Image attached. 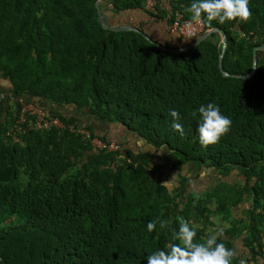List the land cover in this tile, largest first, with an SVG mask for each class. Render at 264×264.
Returning <instances> with one entry per match:
<instances>
[{
    "label": "trees",
    "instance_id": "obj_1",
    "mask_svg": "<svg viewBox=\"0 0 264 264\" xmlns=\"http://www.w3.org/2000/svg\"><path fill=\"white\" fill-rule=\"evenodd\" d=\"M96 2L0 0V77L10 80L13 95L46 103L52 115L91 132L9 136L18 115L0 102V264H147L148 254L180 243L173 233L181 218L199 225L195 242L223 229L218 242L236 253L230 264H264V49L253 76L224 75L220 33L189 50L162 49L140 32L106 29ZM104 2L118 13L144 8L147 0ZM169 2L170 25L177 12L191 18L185 9L192 0ZM248 7L246 22L209 23L202 15L206 28L227 35L229 74L251 73L254 48L264 45V0ZM194 39L154 40L177 49ZM210 102L231 126L205 149L198 108ZM172 109L183 134L172 127ZM74 111L115 122L123 140L96 134ZM95 137L120 148H94ZM142 144L164 150L172 173L178 171L173 188L165 184L166 164ZM192 165L224 178L217 186L231 197L192 189ZM243 202L250 204L247 218L236 220L232 210ZM149 221L156 222L152 232Z\"/></svg>",
    "mask_w": 264,
    "mask_h": 264
},
{
    "label": "clouds",
    "instance_id": "obj_2",
    "mask_svg": "<svg viewBox=\"0 0 264 264\" xmlns=\"http://www.w3.org/2000/svg\"><path fill=\"white\" fill-rule=\"evenodd\" d=\"M248 4L249 0H192L185 11L191 14V20L195 22H199L202 15L209 23L213 20H217L220 24L227 20L246 22L251 15ZM198 113V142L206 149L209 145L217 144L221 136L230 130L231 120L211 102L200 105ZM169 114L174 119L172 127L183 134L182 125L175 122L179 119L177 110L172 109ZM159 224L160 228H164L167 221L160 220ZM198 227L199 225L181 218L179 230L173 233V239L179 240L180 243L166 246L167 251L161 249L148 254L147 264H230L236 253L223 242H218V236L222 235L223 229L210 232L203 242H195L194 237L197 235ZM155 228V221L147 223L149 232ZM239 264L246 262L241 259Z\"/></svg>",
    "mask_w": 264,
    "mask_h": 264
},
{
    "label": "crops",
    "instance_id": "obj_3",
    "mask_svg": "<svg viewBox=\"0 0 264 264\" xmlns=\"http://www.w3.org/2000/svg\"><path fill=\"white\" fill-rule=\"evenodd\" d=\"M103 1L104 0H101L100 2H102V7L104 6V8H102L103 12H105L104 18L106 21H108L111 24L135 26L137 28L142 27L148 33L151 34V36H149L150 38L153 37L154 39L158 40V42L159 41L160 42L171 41V42H177L178 43L180 39L182 41H187V40L192 39V38L184 37V36L180 35L179 33L172 31L171 25L169 24L170 22L168 20L169 16H170L169 14H171V10H172V7H171L169 0H153V6H150L148 4L149 0H147L144 8L128 9V10H124V11H121L118 13L115 12L113 9H111L110 6H107L106 2H104L105 4H103ZM173 39L175 41H172ZM158 42H156V43H158ZM8 81L9 80H7L3 77H0V95L3 96V98H0V102H2L4 100L6 102V106H8L10 109H15L16 113L18 112V108H19V104H20L21 100L25 99L28 101L35 102L34 100L27 98L26 96H15V95H13L11 92L12 88H11L10 82H8ZM39 105L46 107L45 106L46 103L45 104H39ZM2 115H3V117L7 116V110H5L2 113ZM75 115L77 117H79L81 119V121H83V118H85V120H86L85 125L92 124V126H94V128H95L96 134H98V135H105L108 138L110 137L111 139H119V140L123 139L120 131L117 129V124L115 122H110V121L104 120L98 116L93 117L95 115H93V116L90 115V117H88L85 115V113L75 112ZM140 145H141V143H140ZM141 148H143L146 151L153 152L155 154L157 152L156 148H153L151 146H146L144 144H142ZM156 157L158 160H160L158 158L157 154H156ZM187 169L188 168H184L183 172H186ZM167 170H170L167 166L165 168H163V171L165 173H167L166 181H168L170 177H173L175 180H178V173H177L178 171L174 172V175L172 176L171 175L172 172L169 173V171H167ZM172 171H173V169H172ZM211 172H213V170L206 169V168H203V170L198 171L194 166L193 171H192V177L195 178V177H197V175H198V177L195 180V182L192 184V186H195L197 181L198 182H200L201 180L205 181L206 180L205 177H207L208 174ZM215 174L218 175L217 173H215ZM217 177H218V180L220 181L221 176L218 175ZM222 179L224 180V178H222ZM227 179H225V180H227ZM234 179H235V181H237L238 177L235 176ZM219 181H217V182H219ZM204 183L206 184V182H204ZM167 184H168V182H167ZM199 188L200 187H198V189ZM198 189H195V190H197L199 192V194L206 192L204 188H203L204 191H199ZM249 206H250L249 203L243 202L241 205L234 207L232 210L233 217L236 220L246 219L247 217H246V214L244 211ZM219 222H221V219ZM219 228H221V226Z\"/></svg>",
    "mask_w": 264,
    "mask_h": 264
},
{
    "label": "built area",
    "instance_id": "obj_4",
    "mask_svg": "<svg viewBox=\"0 0 264 264\" xmlns=\"http://www.w3.org/2000/svg\"><path fill=\"white\" fill-rule=\"evenodd\" d=\"M148 4L153 6V0ZM172 31L179 33L187 38H197L210 28H206V23L202 17L199 22L192 21L191 18H185L181 12H177L171 24ZM0 98H3L0 95ZM15 125L6 131V135L18 137L20 134L28 131H48L52 129H69L71 132L80 131L85 138L91 137V132L85 127H77L75 123H66L60 116L52 115L45 107L38 103L28 100H21L17 112ZM94 148H109L117 150L119 143L112 141L106 142L99 137L92 139Z\"/></svg>",
    "mask_w": 264,
    "mask_h": 264
},
{
    "label": "water",
    "instance_id": "obj_5",
    "mask_svg": "<svg viewBox=\"0 0 264 264\" xmlns=\"http://www.w3.org/2000/svg\"><path fill=\"white\" fill-rule=\"evenodd\" d=\"M100 1L101 0H97L96 2V7H97V12L99 15V19L101 24L109 30H115V31H122V30H134L137 32H140L141 34H143L149 41H151L152 43L156 44L157 46H159L162 49H169V50H174V51H182V50H189L194 48L195 46H197L198 44H200L201 42H203L204 40H206L212 33L218 32L220 33L221 37H222V42H223V53L220 57V68L221 71L223 72L224 75H232V76H237V77H244V78H248L253 76L256 71H257V65H258V56H257V51L264 49V45H258L254 48V67L253 70L251 71V73H249L248 75H236V74H229L228 72L225 71L224 67H223V55L227 49V35L225 33V31L222 28H210L208 30H206L204 33H202L199 37H197L196 39L193 40V42H191L190 44L181 47V48H168V47H163L162 45H160L159 43H156L152 38L149 37V35L147 33H145L144 31H142L141 29L135 27V26H128V25H111L108 24L107 21L104 18V14L100 5ZM8 80V79H7ZM10 82V80L8 81ZM11 85V82H10Z\"/></svg>",
    "mask_w": 264,
    "mask_h": 264
},
{
    "label": "rangeland",
    "instance_id": "obj_6",
    "mask_svg": "<svg viewBox=\"0 0 264 264\" xmlns=\"http://www.w3.org/2000/svg\"><path fill=\"white\" fill-rule=\"evenodd\" d=\"M61 108L63 109L64 107H61ZM68 109H73V108L72 107H66L64 110H68ZM85 115L88 116V117H90V115L88 114V112L85 113ZM93 117H96V116H93ZM81 123L83 125H85V123H86L85 118H83V121H81ZM121 140H123V139H121ZM156 151H157L156 154H157L158 158L160 160L162 159L161 161L164 162L166 164V166L170 169V170H167V171H169V173L172 172V169H171L172 166H171V164L164 157V155H165L164 150L163 149H158V150L156 149ZM174 172H176V171H174ZM174 172L171 173L172 176L174 175ZM215 173H214V171L211 172V173H209L208 176L205 177L206 178L205 181L204 180H201L200 182L197 181L195 187L192 188V189H198V187H200L198 189L199 191H204L203 190V188H204L205 191H209V193L214 192V194L216 193V194H221V195H225V196L231 197L232 192L229 191L226 187H224V186H220V187L217 186V183H218L217 181H219V180H218V177H217L218 175H216ZM169 180L167 182H168L170 188H173L175 179L173 177H170ZM204 182H206V184ZM219 218L220 217H218L215 214H213V219L220 224V222H219L220 219Z\"/></svg>",
    "mask_w": 264,
    "mask_h": 264
}]
</instances>
